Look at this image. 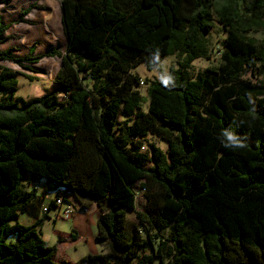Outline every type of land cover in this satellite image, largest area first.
<instances>
[{
	"label": "trees",
	"instance_id": "1",
	"mask_svg": "<svg viewBox=\"0 0 264 264\" xmlns=\"http://www.w3.org/2000/svg\"><path fill=\"white\" fill-rule=\"evenodd\" d=\"M61 14L65 55L0 51V63L32 73L61 59L58 90L29 100L18 79L37 78L0 64V264H69L41 233L67 196L97 204L96 240L108 247L76 264H264V37L250 36L264 33V0H62ZM215 17L220 65L193 77V63L211 59ZM9 28L0 18V44ZM171 55L169 85L145 82L144 110L133 66Z\"/></svg>",
	"mask_w": 264,
	"mask_h": 264
},
{
	"label": "rangeland",
	"instance_id": "2",
	"mask_svg": "<svg viewBox=\"0 0 264 264\" xmlns=\"http://www.w3.org/2000/svg\"><path fill=\"white\" fill-rule=\"evenodd\" d=\"M218 2L217 4L219 5ZM33 4L37 7L32 9L31 12L22 19V12L26 11ZM0 18L5 25L10 26L5 35L12 37L7 43L0 44V51L16 47L19 51L16 52L15 55L18 57H24L29 53L31 48L36 46L35 55L43 54L51 49L57 50L63 55L66 54L67 39L61 21V0H12L10 5L0 6ZM250 36L255 39H262L264 33H252ZM225 38L226 31L218 23L217 18L215 17L214 29L209 36L212 46L211 59H199L195 61L190 69V73L193 77L209 67L220 65V55L221 50L223 49L222 44ZM177 61L176 55L168 56L159 64V66H156L152 70H150L143 62H137L134 64L133 73L138 74L144 82L143 85L140 84L139 86L142 96L144 97L142 105L144 110H148L150 105L148 87L145 83L146 80H163L168 76L172 68L177 67ZM0 64L14 71L32 74L37 78L35 82H31L25 77H19L17 96L20 98L29 100L58 90L57 86L53 83V80L61 67V59L59 57L46 58L37 65H29L35 71L34 73L24 70L20 66L11 62H1ZM248 76H250V74H248ZM147 142L155 143L163 149L166 148V142L156 137H149ZM44 186L45 181L41 180L40 183L36 181L33 183L31 189L33 190L35 187H38L37 193L41 194L43 193ZM57 195L58 192L48 194L43 207L49 208L51 206V201L55 199ZM144 203L145 201L141 196L138 201V210L144 208ZM49 214L50 217L45 219L46 223L43 229V236L46 239L45 241H48L50 245H56L60 240L59 233L67 235L71 233L73 220H66L64 218L56 219L54 216L55 209H51ZM135 217L136 214L131 213L128 215V220L136 222L137 220ZM33 218L34 217L30 214L20 213L17 221L22 225H30ZM17 221H13V224L17 223ZM66 251L68 260L75 264L89 255L90 247L84 243H80L76 248L71 247ZM62 252L63 248L60 249V254L56 256L57 262L60 261ZM157 264L160 263L157 261Z\"/></svg>",
	"mask_w": 264,
	"mask_h": 264
},
{
	"label": "crops",
	"instance_id": "3",
	"mask_svg": "<svg viewBox=\"0 0 264 264\" xmlns=\"http://www.w3.org/2000/svg\"><path fill=\"white\" fill-rule=\"evenodd\" d=\"M47 197L48 195L45 197L43 204H45ZM66 200L67 201L64 202L61 208V213L62 210H65L66 208H70L71 210H73V215L70 218L73 220V227L69 235L62 233L58 234L60 237V240L56 244L58 247V254H60L59 253L60 249L63 248L62 256L59 262H67L69 264H73L71 263V261L68 260L67 258L68 255L66 250L71 247L76 248V246L79 245L80 243H84L90 247L88 256L107 253L108 247L105 244L98 243L96 240V237L98 235L97 220L101 214L97 204L90 203L87 201L86 202L80 201L74 196H67ZM56 215H57V211L55 210L54 216L56 219H59L56 217ZM35 222L36 219L33 218V221L31 220L30 225H33ZM45 223L46 221L43 222L41 227L42 236H43V229Z\"/></svg>",
	"mask_w": 264,
	"mask_h": 264
},
{
	"label": "built area",
	"instance_id": "4",
	"mask_svg": "<svg viewBox=\"0 0 264 264\" xmlns=\"http://www.w3.org/2000/svg\"><path fill=\"white\" fill-rule=\"evenodd\" d=\"M140 84L143 85L144 82L141 80ZM63 204H64V201L61 198L57 199L56 207H55V210L57 211L56 217L57 218H64V219L68 220L72 217L73 210H71L70 208H66L65 210H62V213H61V208H62ZM48 212H49V208L43 207V214L48 213Z\"/></svg>",
	"mask_w": 264,
	"mask_h": 264
},
{
	"label": "clouds",
	"instance_id": "5",
	"mask_svg": "<svg viewBox=\"0 0 264 264\" xmlns=\"http://www.w3.org/2000/svg\"><path fill=\"white\" fill-rule=\"evenodd\" d=\"M163 85L168 86L169 85V81L167 79L163 80ZM228 140L231 141L232 144L236 145L237 147H243L244 146L243 142L237 140L236 137L233 136V135H229L228 136ZM225 146H227V145H225Z\"/></svg>",
	"mask_w": 264,
	"mask_h": 264
}]
</instances>
